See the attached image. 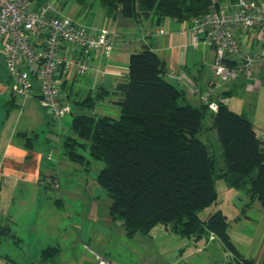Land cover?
Here are the masks:
<instances>
[{
	"label": "trees",
	"instance_id": "1",
	"mask_svg": "<svg viewBox=\"0 0 264 264\" xmlns=\"http://www.w3.org/2000/svg\"><path fill=\"white\" fill-rule=\"evenodd\" d=\"M74 1L81 13L98 2L106 17L119 13L153 17L157 22L164 17L192 21L210 5L209 0ZM127 68L126 79L113 90L119 96L118 117L74 114L73 135L63 137L65 156L82 163L85 156L79 149L87 148L104 162L96 182L110 196L108 214L122 221L127 236L146 232L158 222L182 236L200 238L212 233L233 253L225 264H254L230 240L227 217L221 210L205 219L196 213L216 200L214 160L197 136L204 129L207 104L184 102L183 90L165 78V60L148 45L130 54ZM104 94L97 90L76 103L93 107ZM210 118L209 127L216 131L226 163L217 176L233 188H246L250 201L264 206V141L243 113L223 101ZM57 252L56 247H45L40 260L49 261Z\"/></svg>",
	"mask_w": 264,
	"mask_h": 264
},
{
	"label": "rangeland",
	"instance_id": "2",
	"mask_svg": "<svg viewBox=\"0 0 264 264\" xmlns=\"http://www.w3.org/2000/svg\"><path fill=\"white\" fill-rule=\"evenodd\" d=\"M53 1L62 13L79 20L90 30L101 24L102 8L98 2L81 13L74 0ZM138 32L139 29L128 32L125 37L132 39ZM0 71L7 76L2 57H0ZM90 73L76 75L74 82L67 83L64 91L62 90V94L66 91L69 93L70 113L59 119L52 118L48 126L37 129L40 141L45 142L47 136H53V139L46 142L47 150L52 151L53 154L51 153L48 159L45 151L40 166V176L45 180V186L34 182H17L11 177L0 174V264H14L6 262L5 256L16 264L38 261L39 250L42 246H46L47 242L49 244L58 242L66 251L63 252L64 255L69 256L68 253H71L76 246L71 245L69 240L60 238L62 233L68 231L79 232L81 235L90 234L93 242L91 246L99 248L105 258L110 256L112 264L227 263L233 253L212 233L207 234L208 238L206 235L200 238L182 236L174 230L166 229L163 223L158 222L146 232L138 231L133 236H127L120 219L108 221L107 208L111 199L96 182V175L104 166V162L91 156L87 148L79 149L85 156V161L82 163L69 160L61 147L57 151L58 145L55 141L57 133L61 131L59 135L61 139L64 135H73L70 122L74 114H107L112 117L119 115V105L115 102L117 97L112 93L104 102H98L93 107L78 106L74 103L83 99L88 93L95 95V89L84 86L88 77L92 76ZM7 79L5 84L9 85ZM89 82L91 87L94 86V79H90ZM176 86L181 87L179 84ZM263 87L260 90L238 88L230 96L229 102L231 109L243 113L246 118L255 115L256 122L263 126L260 130H264ZM31 97L28 98H35ZM17 98H20L17 99L18 107H10L6 104L9 99L8 92L4 95L0 93V141L9 135L12 127L26 112L23 110V101L26 99L19 94ZM34 101L43 113L49 114L36 98ZM203 124L204 129L197 136L206 144L214 160L213 180L216 200L197 210L196 213L201 219H205L210 213L219 209L225 213L231 224L236 223L248 234L254 233L256 240L261 242L264 234V211L252 205L246 188H233L224 178L217 176V172L226 168V163L216 131L209 127L210 112H206ZM259 128L256 129L258 135L261 132ZM22 139V137H14V140ZM40 144L36 142L35 147L39 149ZM57 157L60 158V162L56 161ZM51 170H54L55 178L49 176ZM56 198H62L63 206L57 207ZM243 214L250 216V224L236 221L237 215ZM253 225L255 227H252ZM8 231L16 233L20 240L13 242L12 237L8 236ZM239 249L247 252L243 245H240ZM26 251L29 254H26Z\"/></svg>",
	"mask_w": 264,
	"mask_h": 264
},
{
	"label": "built area",
	"instance_id": "3",
	"mask_svg": "<svg viewBox=\"0 0 264 264\" xmlns=\"http://www.w3.org/2000/svg\"><path fill=\"white\" fill-rule=\"evenodd\" d=\"M209 1L208 10L192 19L190 29L214 51L205 103L216 109L219 101L225 102L221 91L226 82L239 75L253 78L264 71L261 49L241 50L248 31L264 45V0ZM115 37L106 28L93 32L62 13L53 0H0V55L10 90L24 99L34 96L54 119L71 111L67 94H62L65 84L93 69L92 51L108 57ZM99 71L108 72L106 68ZM183 77L176 75V82ZM193 91L200 92L198 87ZM211 96L216 99L211 101ZM259 138L264 141V131ZM98 260L108 264L103 258Z\"/></svg>",
	"mask_w": 264,
	"mask_h": 264
},
{
	"label": "crops",
	"instance_id": "4",
	"mask_svg": "<svg viewBox=\"0 0 264 264\" xmlns=\"http://www.w3.org/2000/svg\"><path fill=\"white\" fill-rule=\"evenodd\" d=\"M101 12V24L95 27V29L92 31L98 32L100 29L106 28L113 31L116 37L111 53L108 57H105L100 51L97 50L92 51L90 55L89 62L93 66V69L87 73L92 72L90 73L92 76L88 77L89 79H87L84 86L89 89H95L96 91L99 90L103 94L105 90L108 91V93L104 94V98L98 99L96 103L104 102L105 98L111 93L115 94L117 98L119 97L118 94L113 91L115 84L126 79L128 72L127 65L130 54L141 50L145 45H148L165 60V78L175 85H181V87H177L181 88L184 92V102H188L195 106L205 103L206 91L213 75L212 63L214 59V51L211 47L197 40L190 29L191 21H177L170 17H164L157 22L153 17H124L119 13L110 18L106 17L103 11ZM136 29H139V32L135 33L137 36L133 37L132 39L125 37L128 32L130 33L131 31H136ZM159 29H162L163 31L159 32ZM260 49L264 55V45L257 41L252 32L248 31L241 40L242 52H256ZM262 63L264 64V58ZM104 68H106L108 72L102 74L99 70ZM178 74H184L185 77H183V79H181L179 82H176V75ZM4 75L6 74H2V71H0V93L4 95L6 92H8L9 99L7 100L6 104L7 106L16 108L18 107L19 103V101L17 103V95L13 94L9 85L5 84L7 76ZM74 79L75 77L71 83L74 82ZM90 79H94V86L92 87L91 83L89 82ZM263 86L264 71L253 78L240 76L239 78L231 79L223 85L221 93H223L225 97V104H227V106L231 109L229 106L230 96L235 92V90L238 88H244L243 90H260V88ZM194 87H198L200 92L195 93L193 91ZM65 93L67 94V91ZM30 98H26V100L23 101V110L26 111L25 114L21 115V119L15 123V125L12 127V130H10L9 135H7L5 138H2L0 141V174L11 177L17 182H34L35 184L38 183L41 186H45L46 182L44 179H41L40 176V166L43 153L45 151H47L46 158L48 159L51 153L53 154L52 151L49 152V150H47L46 144L49 139H53V136H47L45 138V142L40 141L38 138L37 129L38 127L44 128L45 126H48L50 124L49 120H52V117L50 114L43 113V111L34 101L35 98ZM215 99V96H211L210 100L213 101ZM74 103L77 104L76 101ZM206 104L208 106L207 112L215 110L213 105L208 103ZM77 105L80 106L79 104ZM23 113L24 112H22V114ZM248 119L251 121L256 134L257 128L260 127L259 130L263 129L261 128L263 126L256 122L255 115ZM260 131L262 132L264 130ZM60 133L61 131H59L57 133L58 136L55 137V141L58 145L57 151L59 147L62 148L63 143V138L61 139V136H59L61 135ZM15 136L22 137L23 139L14 140ZM36 142L41 143L39 149L35 147ZM56 161L60 162V158L58 159L57 157ZM49 176H53L52 178H55L54 170L50 171ZM55 203L59 208L63 206L64 202L62 198H56ZM252 205L256 206L257 208H261V210L264 211V206H262L257 200H253ZM108 221H112L110 215ZM227 221L228 226L226 232L239 253L244 257L252 258L254 264H261L264 259V234L261 242H259L253 235L254 233L248 234L241 227L236 225V223L231 224L228 218ZM236 221L238 223L241 222L242 224H250L249 222L251 221V218L246 214L237 215ZM121 225H123L122 221ZM165 227L168 229L166 225ZM252 227L255 226L253 225ZM7 233L8 236L12 237L13 242L20 240L16 233H13L12 231H8ZM62 234L63 235H61L60 238L63 240H69L68 242L71 245L73 244L76 246V248L71 251V253H68L70 254L69 256L64 255L63 252L66 251L58 242H52V244L47 242L46 246H42L40 248L39 254L45 247H56L58 252L54 258L49 261H41L39 258L38 261L33 262H36L37 264H98V257H100L105 259L108 264H112L110 256L105 258L103 256L104 254L101 255L102 253L100 252L99 248L91 246L93 242L92 238H90V234L81 235L79 232L73 233L72 231ZM240 245H243L247 249V252H242L239 249ZM26 254H29V252ZM5 261L16 264V262H13V260L7 256H5Z\"/></svg>",
	"mask_w": 264,
	"mask_h": 264
}]
</instances>
